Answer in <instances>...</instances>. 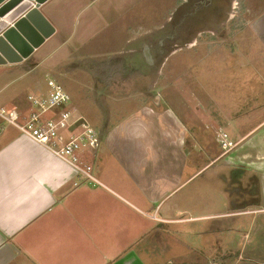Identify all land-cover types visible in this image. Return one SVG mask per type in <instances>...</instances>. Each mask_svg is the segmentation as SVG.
<instances>
[{
    "label": "crops",
    "instance_id": "obj_1",
    "mask_svg": "<svg viewBox=\"0 0 264 264\" xmlns=\"http://www.w3.org/2000/svg\"><path fill=\"white\" fill-rule=\"evenodd\" d=\"M97 1L47 0L39 7L54 33L34 38V47L11 39L23 60L0 61V109L25 118L33 109L27 97L47 95L53 80L35 76L45 60L37 54L56 37L62 46L73 30L96 25L98 10L83 15ZM235 15L228 21L239 17L244 24L209 42L191 64L190 79L176 77L173 95L169 75L159 72L157 103L90 125L100 146L80 159L99 185L84 183L0 119V264H264V0H244ZM77 43L87 48L86 40ZM145 63L150 68L152 55ZM24 79L26 97L20 89L3 95ZM188 116L196 122L188 124ZM217 131L234 143L228 152ZM215 177L222 188L212 186ZM232 188L240 194L235 200ZM196 204L207 211L231 205L198 214ZM231 219L238 221L235 231Z\"/></svg>",
    "mask_w": 264,
    "mask_h": 264
},
{
    "label": "rangeland",
    "instance_id": "obj_2",
    "mask_svg": "<svg viewBox=\"0 0 264 264\" xmlns=\"http://www.w3.org/2000/svg\"><path fill=\"white\" fill-rule=\"evenodd\" d=\"M87 1L81 0V3ZM197 1H202L204 5L207 3L203 0ZM192 2L193 0H98L83 15L91 16L98 10L100 18L97 24L81 31L73 30L69 41L62 46H59L62 42L59 37L47 43L37 54L38 58L45 60L35 71V76L42 79L49 75L64 88L69 96L68 109L73 110L74 118L83 115L85 121L96 128L103 123L116 122L123 117L125 119L143 103H157L155 96L162 87L158 80L159 72L169 75L170 81L167 84L171 85L172 90L168 93L173 95L178 84L175 82L176 77L180 75L183 79H190L191 64L206 54L209 42L213 39L220 41L229 27L244 24L239 17L228 21L230 15H239L244 0H214L210 7V10L214 9V16L205 9L191 18L192 38L189 37V41L178 43L177 46L164 43L159 54L157 44L158 40H162L163 32L174 30L180 15L185 11L191 12ZM213 21L214 28L209 29L208 25ZM207 29L209 31L205 32ZM150 36L154 38L151 49H154L155 54H151L153 63L149 68L143 59V50L146 48L149 51ZM78 40H86L87 48L78 47ZM196 41L199 47L191 50L190 46ZM110 69L114 70L112 74L107 73ZM148 73V76L144 75ZM24 82L25 79L13 81L3 95L20 89L26 97L30 92L26 90V85L23 86ZM102 110H108L109 113L105 114ZM185 121L188 124L196 122L189 116ZM218 133L223 134L217 131L216 137ZM222 162L223 160L216 161L214 168L217 170L222 167ZM221 184L219 177H215L212 186L219 189L222 188ZM239 195L232 188L231 199L235 200ZM215 199H218L217 194ZM196 205L200 207L198 214H206L209 211L217 213L231 204H214V208L209 211L202 208L205 207L204 204ZM229 222L231 231H235L238 225L235 222L238 221L231 219Z\"/></svg>",
    "mask_w": 264,
    "mask_h": 264
},
{
    "label": "built area",
    "instance_id": "obj_3",
    "mask_svg": "<svg viewBox=\"0 0 264 264\" xmlns=\"http://www.w3.org/2000/svg\"><path fill=\"white\" fill-rule=\"evenodd\" d=\"M45 96L29 95L28 103L33 107L29 115L21 118L12 111L0 109V119L14 127L22 136L43 146L54 156L68 164L86 184L99 185L92 174V166L80 159V153L100 146V134L84 122L70 131L81 118H74L73 111L68 109L69 96L64 88L55 81H48ZM59 111L55 118H45L50 111ZM220 136V147L228 152L234 143L224 133ZM77 185V184H75Z\"/></svg>",
    "mask_w": 264,
    "mask_h": 264
},
{
    "label": "water",
    "instance_id": "obj_4",
    "mask_svg": "<svg viewBox=\"0 0 264 264\" xmlns=\"http://www.w3.org/2000/svg\"><path fill=\"white\" fill-rule=\"evenodd\" d=\"M46 1L0 0V61L17 64L23 60L11 43V39L16 42L17 38L21 39L34 47V38L42 41L54 33V28L39 10V7ZM143 56L147 63L151 62L148 49L143 50ZM84 122L80 119L69 130H74Z\"/></svg>",
    "mask_w": 264,
    "mask_h": 264
},
{
    "label": "flooded vegetation",
    "instance_id": "obj_5",
    "mask_svg": "<svg viewBox=\"0 0 264 264\" xmlns=\"http://www.w3.org/2000/svg\"><path fill=\"white\" fill-rule=\"evenodd\" d=\"M203 1L207 2V3L204 5L202 1L193 0V2L191 4V9H192L191 12L185 11V13L180 15V19H179L178 23L173 28L174 30L163 32V34L161 36L162 40H158V44H157V49L159 50V54L162 52V48L164 47L163 46L164 43H172L173 45L175 44V46H177L178 43L182 42L184 44V42L189 41V37L192 36V34H190L191 33L190 28L192 27V25H191L192 19L191 18L195 14L206 9L207 13L214 16V14H215L214 9L210 10V7L213 5L214 0H203ZM204 6L206 8H203ZM212 23H210V25H208L209 29L214 28V21ZM218 25H220V24H218ZM209 29H207V31H205V32H208ZM153 40H154V38L152 36H150L148 38V41H149L148 46H149L150 54H152V53L155 54V52L153 51L154 49L153 50L151 49V47H153L152 46Z\"/></svg>",
    "mask_w": 264,
    "mask_h": 264
}]
</instances>
